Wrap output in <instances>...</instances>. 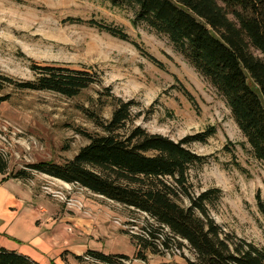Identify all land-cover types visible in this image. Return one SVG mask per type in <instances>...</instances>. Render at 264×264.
<instances>
[{"label":"rangeland","instance_id":"rangeland-1","mask_svg":"<svg viewBox=\"0 0 264 264\" xmlns=\"http://www.w3.org/2000/svg\"><path fill=\"white\" fill-rule=\"evenodd\" d=\"M75 19L122 28L129 41ZM132 19L131 9L113 7L107 0H0L3 75L15 82H27L33 80L32 65L57 64L87 68L102 81L73 98L12 86L0 90V97H8L0 106V153L16 170L29 164L72 159L88 143L83 133L99 132L91 118H111L113 107L107 93L132 102L136 116L133 125L150 134L178 142L213 127L215 133L206 144L189 146L195 154L206 157L204 164L189 170L191 192L198 196L219 189V199L208 206L215 223L237 239L264 246V165L252 156L214 88L166 37L144 25L133 26ZM25 186L32 193L26 199L34 202H27L26 210L34 214L41 211L40 206L66 208L72 213L100 205L116 214L117 220L112 222H119L121 231L129 235L140 233L147 224L154 225L142 213L45 175L35 174ZM176 246L172 244L169 250L159 246L157 254H146V263H120H184L187 258L194 259L187 246L181 250Z\"/></svg>","mask_w":264,"mask_h":264},{"label":"trees","instance_id":"trees-1","mask_svg":"<svg viewBox=\"0 0 264 264\" xmlns=\"http://www.w3.org/2000/svg\"><path fill=\"white\" fill-rule=\"evenodd\" d=\"M107 1L113 7L131 9L133 26L144 25L168 39L224 100L252 156L264 165V0ZM75 22L129 41L122 28L94 20ZM30 70L33 80L27 82H15L0 72V90L12 86L73 98L102 82L87 68L43 64L32 65ZM107 94L113 107L111 118H91L99 132L83 133L88 143L72 159L16 170L0 153V175L7 179L26 182L35 174L45 175L142 213L154 223L137 234L123 232L135 247L132 258L89 250L75 259L95 264L146 263L147 253L157 254L159 246L169 250L176 244L178 250L187 246L194 259L159 264H264V246L225 233L210 216L208 206L219 199V189L198 196L191 192L189 170L204 164L206 157L195 154L189 146L206 144L215 129L210 127L178 142L150 134L133 125L132 102ZM184 94L193 101L186 91ZM7 99L0 97V106ZM0 264L38 263L0 248Z\"/></svg>","mask_w":264,"mask_h":264},{"label":"crops","instance_id":"crops-1","mask_svg":"<svg viewBox=\"0 0 264 264\" xmlns=\"http://www.w3.org/2000/svg\"><path fill=\"white\" fill-rule=\"evenodd\" d=\"M31 194L25 182L0 175V248L38 264H88L75 257H83L89 250L134 255L130 237L123 234L119 222H112L117 220L116 214L107 207L95 205L85 212L79 209L71 213L66 208L40 206L41 211L34 214L26 210L27 202L34 203L26 199Z\"/></svg>","mask_w":264,"mask_h":264}]
</instances>
